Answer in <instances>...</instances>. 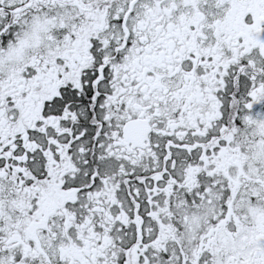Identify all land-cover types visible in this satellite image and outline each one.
I'll use <instances>...</instances> for the list:
<instances>
[{
    "label": "snow or ice",
    "instance_id": "1",
    "mask_svg": "<svg viewBox=\"0 0 264 264\" xmlns=\"http://www.w3.org/2000/svg\"><path fill=\"white\" fill-rule=\"evenodd\" d=\"M0 264H264V0H0Z\"/></svg>",
    "mask_w": 264,
    "mask_h": 264
}]
</instances>
